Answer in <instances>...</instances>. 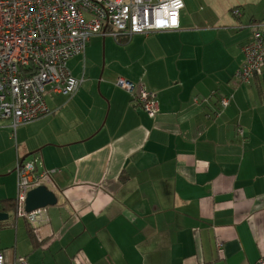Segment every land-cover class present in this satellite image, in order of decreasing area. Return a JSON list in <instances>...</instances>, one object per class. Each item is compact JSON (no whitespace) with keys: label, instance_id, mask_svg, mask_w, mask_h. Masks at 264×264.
I'll return each mask as SVG.
<instances>
[{"label":"crops","instance_id":"1","mask_svg":"<svg viewBox=\"0 0 264 264\" xmlns=\"http://www.w3.org/2000/svg\"><path fill=\"white\" fill-rule=\"evenodd\" d=\"M183 3L176 31L125 44L91 38L89 91L83 73L68 69L82 80L78 91L48 92L51 114L18 142L10 121H0V201L15 198L16 161L35 154L37 170H58L44 182L57 204L34 241L24 218L0 206L6 264L264 258V72L247 84L233 78L252 24L264 21V0ZM119 78L151 93L158 112L145 114Z\"/></svg>","mask_w":264,"mask_h":264},{"label":"built area","instance_id":"2","mask_svg":"<svg viewBox=\"0 0 264 264\" xmlns=\"http://www.w3.org/2000/svg\"><path fill=\"white\" fill-rule=\"evenodd\" d=\"M183 9V0H0V121H10L14 134L20 124L50 113L45 93L73 96L82 80L70 74L67 63L84 55L91 38L110 36L124 44L135 35L176 31ZM251 30L242 47L244 61L233 76L238 83H250L264 72V21L253 23ZM116 86L148 116L158 112L154 96L145 88L122 78ZM228 104L222 98V107ZM14 171L17 214L37 233L48 221L46 209L27 213L25 200L29 191L44 185L58 170L39 174L35 160H18ZM0 264H6L2 252ZM15 264L27 263L19 258Z\"/></svg>","mask_w":264,"mask_h":264},{"label":"rangeland","instance_id":"3","mask_svg":"<svg viewBox=\"0 0 264 264\" xmlns=\"http://www.w3.org/2000/svg\"><path fill=\"white\" fill-rule=\"evenodd\" d=\"M110 39L113 40L112 37L108 36ZM115 46V45H114ZM125 46V45H123ZM117 47V46H115ZM104 49V47H103ZM102 54V46L100 47V56ZM103 58V56H102ZM72 61L69 62V70L71 72L75 71L79 74V77L81 78L82 73L84 75L85 78V86L84 88L89 91V85H90V48L87 49L86 51V56L84 58L83 55L81 56H77L71 59ZM101 66V65H100ZM49 93H45L44 98L46 97V95H48ZM228 98V97H227ZM230 99V98H228ZM31 123H26V124H20L19 126H17L15 132H14V141L18 142L19 137H22L24 135H27L28 130L31 127ZM36 156L35 154L30 155L26 160H32L33 157ZM15 198H16V194H15Z\"/></svg>","mask_w":264,"mask_h":264},{"label":"water","instance_id":"4","mask_svg":"<svg viewBox=\"0 0 264 264\" xmlns=\"http://www.w3.org/2000/svg\"><path fill=\"white\" fill-rule=\"evenodd\" d=\"M32 155V154H31ZM57 204L56 195L46 186H39L28 192L25 200V211L27 213L38 209H46ZM8 219V215L0 212V223Z\"/></svg>","mask_w":264,"mask_h":264},{"label":"trees","instance_id":"5","mask_svg":"<svg viewBox=\"0 0 264 264\" xmlns=\"http://www.w3.org/2000/svg\"><path fill=\"white\" fill-rule=\"evenodd\" d=\"M125 44V43H124ZM130 95V94H129ZM130 97H131V99L133 100V102H135L134 101V98L130 95ZM45 100V99H44ZM221 100H222V98H221ZM221 100H220V102H219V105H220V107H221V109H225L226 107H222V105H221ZM46 103V102H45ZM136 103V102H135ZM137 104V103H136ZM47 105V104H46ZM138 105V104H137ZM139 106V105H138ZM48 107V106H47ZM141 108V107H140ZM49 109V108H48ZM142 109V108H141ZM143 111V110H142ZM51 114V111H50V113L47 115V116H49ZM47 116H45V117H47ZM44 118V117H43ZM41 119V118H40ZM37 120H39V119H37ZM36 121V120H35ZM34 122V121H33ZM237 135L239 136V137H241V138H243L244 136H243V133H242V130L239 128L238 130H237ZM13 137H14V134H13ZM25 162H28V161H25ZM31 162V161H30ZM16 163H17V161H16ZM16 166V165H15ZM15 172V171H14ZM43 172V169L41 168L40 170H37V173H42ZM16 174V173H15ZM52 177H50V179H51ZM43 186H45V184L43 185ZM47 187V186H46ZM48 188V187H47ZM16 191H17V176H16ZM51 191V190H50ZM17 195V194H16ZM0 206L2 207V210L3 211H9V212H11L12 214H13V216L16 218V217H18V214H17V209H18V204H17V202H16V198H14V199H5V200H1L0 201ZM47 217V216H46ZM26 225H27V227H28V231H29V235H30V238L32 239V241H34V238H35V235H34V232L32 231V229L30 228V226L28 225V223L26 222ZM35 243V242H34ZM263 260H264V258H263Z\"/></svg>","mask_w":264,"mask_h":264}]
</instances>
